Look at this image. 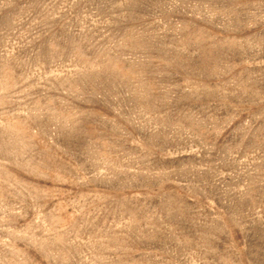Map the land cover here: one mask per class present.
<instances>
[{"label":"rangeland","instance_id":"1","mask_svg":"<svg viewBox=\"0 0 264 264\" xmlns=\"http://www.w3.org/2000/svg\"><path fill=\"white\" fill-rule=\"evenodd\" d=\"M0 264H264V0H0Z\"/></svg>","mask_w":264,"mask_h":264}]
</instances>
